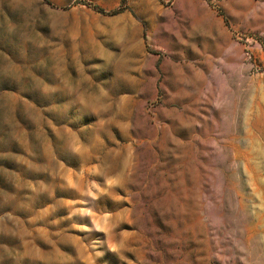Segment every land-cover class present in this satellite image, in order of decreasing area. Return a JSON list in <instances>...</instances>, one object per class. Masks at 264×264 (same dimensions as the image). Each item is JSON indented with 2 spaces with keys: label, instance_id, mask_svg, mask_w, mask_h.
Returning a JSON list of instances; mask_svg holds the SVG:
<instances>
[{
  "label": "rangeland",
  "instance_id": "rangeland-1",
  "mask_svg": "<svg viewBox=\"0 0 264 264\" xmlns=\"http://www.w3.org/2000/svg\"><path fill=\"white\" fill-rule=\"evenodd\" d=\"M0 264H264V0H0Z\"/></svg>",
  "mask_w": 264,
  "mask_h": 264
},
{
  "label": "trees",
  "instance_id": "trees-1",
  "mask_svg": "<svg viewBox=\"0 0 264 264\" xmlns=\"http://www.w3.org/2000/svg\"><path fill=\"white\" fill-rule=\"evenodd\" d=\"M94 9H96V10H98V11H99V9H98L97 7H94Z\"/></svg>",
  "mask_w": 264,
  "mask_h": 264
}]
</instances>
